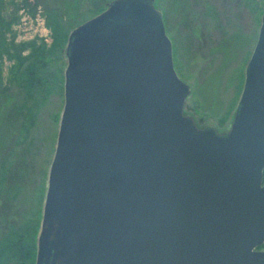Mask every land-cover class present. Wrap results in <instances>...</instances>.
<instances>
[{
	"label": "water",
	"instance_id": "1",
	"mask_svg": "<svg viewBox=\"0 0 264 264\" xmlns=\"http://www.w3.org/2000/svg\"><path fill=\"white\" fill-rule=\"evenodd\" d=\"M35 264H264V11L232 124L183 114L153 0H113L65 47Z\"/></svg>",
	"mask_w": 264,
	"mask_h": 264
},
{
	"label": "rangeland",
	"instance_id": "2",
	"mask_svg": "<svg viewBox=\"0 0 264 264\" xmlns=\"http://www.w3.org/2000/svg\"><path fill=\"white\" fill-rule=\"evenodd\" d=\"M60 1L0 0V98L14 96L13 100L19 104L23 101L20 92L16 93L21 73L34 68L32 55L40 56L43 48L42 59L37 57L34 61L42 60L47 77H43L41 87L33 85L26 106L34 109L35 124L39 123V127L54 136L51 160L63 108L68 36L74 28L104 11L113 0ZM153 5L162 13L174 70L190 88L183 114L199 129L211 127L217 134L227 133L241 94L244 70L257 40L264 0H153ZM24 58L30 60L19 65V59ZM16 124H7L5 129H13ZM49 149L47 146L46 158L43 157L46 161ZM17 150L15 147L5 157L6 166H0L1 191L6 170L17 166L19 157L14 156ZM49 165L40 181L38 171L34 172V186L28 190L30 207L26 224L12 233V237L24 240L25 251L11 258L10 245L4 244L0 264H35ZM13 181L18 182V178ZM28 251L34 252L33 262L32 256L26 255Z\"/></svg>",
	"mask_w": 264,
	"mask_h": 264
},
{
	"label": "trees",
	"instance_id": "3",
	"mask_svg": "<svg viewBox=\"0 0 264 264\" xmlns=\"http://www.w3.org/2000/svg\"><path fill=\"white\" fill-rule=\"evenodd\" d=\"M60 3V0H57ZM44 49L41 50V55H32L35 58L40 57L42 59V54ZM14 56L11 54L10 56ZM20 58V57H18ZM25 59V58H24ZM31 61L34 68H27L24 70L20 76L21 82L18 85L17 92H20L23 96V101L19 104L14 101L13 97L5 96L3 99L0 98V166H6L5 157L10 154V152L16 147L17 153L14 155L19 157L18 162L15 164L17 166H9L6 170L4 188L1 191L0 188V253L1 248L10 245V251H8L9 256L12 258L25 251V246L23 245L24 240L20 238L12 237V233L23 229L26 224V217L30 207L29 203V192L34 186V172L38 171L39 181L47 174V168L49 165V159L51 160L53 148L52 133L44 130L42 126L39 127V123L35 124V113L33 108H28L26 106V101L29 97H32L31 88L33 85L41 87L43 77H47L46 69H43L42 60ZM30 59L20 60L19 65L23 64L25 61ZM28 62V66L31 64ZM54 75V74H53ZM56 81L60 84L61 82L57 73H55ZM32 85H31V83ZM35 82V83H34ZM34 83V84H33ZM48 89V87H47ZM44 91V94L47 92ZM17 123L16 127L13 129L5 126L7 124ZM24 133V134H23ZM55 135V133H54ZM51 148L49 153V158L44 160L45 151ZM38 157L40 161H38ZM2 168V167H1ZM38 174L37 177H38ZM18 178V182L13 181L14 178ZM13 181V182H12ZM16 211H21L20 214H14ZM262 246L258 247L261 248ZM34 251V250H33ZM26 255H31L33 262V254L27 252Z\"/></svg>",
	"mask_w": 264,
	"mask_h": 264
},
{
	"label": "flooded vegetation",
	"instance_id": "4",
	"mask_svg": "<svg viewBox=\"0 0 264 264\" xmlns=\"http://www.w3.org/2000/svg\"><path fill=\"white\" fill-rule=\"evenodd\" d=\"M263 170H264V169H263ZM262 246L264 247V245H262ZM263 247H262V248H263ZM262 248H261V249H262ZM259 249H260V248H259Z\"/></svg>",
	"mask_w": 264,
	"mask_h": 264
}]
</instances>
